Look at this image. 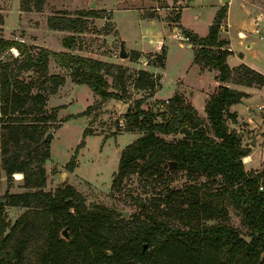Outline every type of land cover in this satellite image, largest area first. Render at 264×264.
<instances>
[{
    "label": "trees",
    "instance_id": "obj_1",
    "mask_svg": "<svg viewBox=\"0 0 264 264\" xmlns=\"http://www.w3.org/2000/svg\"><path fill=\"white\" fill-rule=\"evenodd\" d=\"M225 16L224 5L202 37L178 24L179 12L173 18L193 46L192 62L200 69L217 72L219 85L205 101L204 120L180 93L161 101V111L142 109L141 101L135 100L124 114L126 131L142 134L121 151L111 189L131 174L146 181H169L175 173L183 172L190 180L181 188L164 186L163 197L153 209L149 213L142 209L140 216L131 219H122L101 205L87 207L83 196L70 185L52 193L42 191L44 162L49 158L44 137L55 118L54 113L45 115L47 93L53 94L63 79L48 76L50 87L43 93L20 78V73L29 70L46 73L51 58L70 70L72 82L87 86L100 99H121L109 91L105 76L115 70L113 82L123 93L124 69L69 52L41 48L30 53L23 42L0 39L1 51L13 48L17 52L0 61V170L8 178L22 174V186L32 190L6 195L8 205L25 209L7 232L0 203V264H264V191L258 190L264 183V161L257 171L244 170L241 159L249 149L241 144L240 134L228 128L227 121L236 120L229 107L248 95L225 85L231 81L260 87L264 75L244 64L234 68L226 64L230 51L227 42L218 37ZM77 21L80 19L67 18L53 28L78 33L81 24ZM62 45L71 48L66 38ZM161 49L162 56L155 64L160 68L165 60L164 47ZM138 56L132 51L129 58ZM154 81L149 73L139 70L133 86L151 96L159 86ZM86 134L84 130L82 137ZM166 135L181 137L166 141L162 138ZM82 146L83 140L65 164L67 170L74 168ZM168 161L174 162L171 172ZM198 177L214 187L195 183ZM226 201L237 210L247 240L228 224ZM209 221L214 222L207 224ZM64 228L67 239L60 237Z\"/></svg>",
    "mask_w": 264,
    "mask_h": 264
},
{
    "label": "rangeland",
    "instance_id": "obj_2",
    "mask_svg": "<svg viewBox=\"0 0 264 264\" xmlns=\"http://www.w3.org/2000/svg\"><path fill=\"white\" fill-rule=\"evenodd\" d=\"M258 1L223 0V3L226 5L228 2L227 11L231 24L238 26L246 34V40H241L236 37L234 28L229 29L234 50L240 53L243 64L250 65L264 74V41L261 38L264 35V1L259 3L261 9ZM22 2L23 0H0L1 40L23 42L30 53H36L41 48L55 52H69L106 64L120 65L124 69L123 93L120 86L113 82L114 76L117 75L115 70L110 69L112 75L105 76L109 91L123 98L118 99L114 96L104 100L87 86L72 82L70 70L58 66L51 58L47 61V70L44 74L31 70L20 73V78L30 82L33 90H41L43 93H46L50 87L48 76L56 75L63 79V83L56 87L53 94L47 93L45 115L54 113L55 118L48 125V132L52 133L53 137L46 141L49 158L44 162L46 180L42 191L52 193L57 187L70 185L83 196L87 207L101 205L113 210H124L128 212L126 219H131L135 215L140 216L142 209L145 210L144 213H149L158 200L162 199L164 186L176 189L190 183L183 172L175 173L169 181H146L136 174H131L121 180L118 188L111 189L121 151L142 134L134 129L130 132L126 131L127 125L124 119L126 110L138 100L141 101L142 109L152 112L161 111V101L178 93L179 89L170 93L178 81L186 80L184 78L187 76L188 81L195 84L191 76L192 72L188 71L193 50L179 47L178 40L172 38L174 33H170L172 28L174 30L175 27L177 28L173 18L186 1L29 0L25 4ZM91 3L94 4L93 7L90 6ZM217 4V0H189L181 15L183 27L205 36L207 29L205 24ZM244 12H248L250 17L248 21L247 19L243 21ZM67 18H79L80 21L77 23L81 24V32L72 33L53 28L62 25ZM169 18L171 20H168ZM175 32L179 31L175 30ZM63 38L71 42V48L62 45ZM120 40L127 52L126 59L118 57ZM182 43L184 46L187 44ZM246 44L250 46L246 47ZM161 47H164L165 60L164 67L158 69L155 68L157 67L155 64L162 56ZM132 51L142 52L136 59L130 60ZM9 55L16 56V50L13 48L7 51L0 50V61H6ZM139 70L149 73L155 83L160 82L153 93L150 92L151 96L149 91L135 89L133 86ZM156 72L161 74L160 79ZM230 84L237 85L233 82ZM200 98L198 95L194 100L197 109L202 102ZM263 102L264 86L240 104L243 108H249L253 121L250 128H254L255 132L264 131L262 117L264 110L257 109V106ZM203 114V111H200L198 115ZM201 118L204 120L205 114ZM159 120L160 118L157 117L156 121ZM245 127L246 124L238 119L233 124L228 122V128L234 129L237 133ZM84 130L87 134L82 137ZM244 131L246 134L243 135V143L249 146L247 143L251 139L252 130ZM180 137L181 135L162 136L166 141H174ZM81 140L83 146L77 150L74 168L69 171L65 168V164ZM253 151L254 161L246 167L255 166L260 154L264 153V142ZM18 175L12 174L8 178L0 170V203L3 220L7 224L6 232L25 210L20 206L8 205L6 195L32 191L22 186V174L18 173ZM194 182L204 183L207 188L214 187L204 177H198ZM139 202L143 205L140 206ZM226 208L229 216L228 224L239 230L241 237L247 240L246 230L240 223L237 210L228 201ZM213 222L209 221L207 224Z\"/></svg>",
    "mask_w": 264,
    "mask_h": 264
},
{
    "label": "crops",
    "instance_id": "obj_3",
    "mask_svg": "<svg viewBox=\"0 0 264 264\" xmlns=\"http://www.w3.org/2000/svg\"><path fill=\"white\" fill-rule=\"evenodd\" d=\"M263 1L264 0H259L258 1V6H259L260 9H261V4H259V3L260 2L263 3ZM188 2H189V0L186 1L185 5H183L182 7L179 8L178 24L182 28H184V27H183V25L181 23V15H182V11L185 10V8L187 7ZM217 3L218 4L215 6L216 8H214V10L211 11L212 14L210 13L211 16H210V18L207 20V22L205 24L206 27H207L206 33H207V30H208V27L212 23V20H213V18L215 16L217 10L220 7L224 6L223 0H217ZM227 3L225 5L226 6V16L223 19L222 23L220 24L218 37H219V39H222V40L227 42L226 47H227L228 51H230V54H228L227 57H226V64L228 65L229 68H234V67L238 66L239 64H243L244 62L241 59L240 53H237L236 50H234V48H233V46L231 44V39L229 37V34H230L229 29L230 28H234L236 37L238 39H241V40H246V34L243 33V30L241 28H239L238 26H233L231 24V22H230V20L228 18V11H227V5L228 4ZM242 7L244 8L243 5H242ZM243 16H244V20L243 21H245L246 19L248 21L249 18H250L249 15H248V12H244ZM184 29H187V28H184ZM175 30H178V28L175 27ZM175 30H174V28H172V31L170 33H175ZM187 30H189V29H187ZM193 30H194V28H193ZM190 32L196 34L192 30H190ZM255 32H257V31L255 30ZM196 35L202 37V35H204V34L200 35L198 33ZM172 38H174V34H173ZM261 38L264 41V35ZM177 45L179 47H181V48H189V49L193 50V46L191 45V47H189L188 43L184 46L183 43L177 42ZM249 46H250V44H246V47H249ZM136 52L141 53L142 51H136ZM192 53H193V51H192ZM192 59H193V56H192ZM246 66L251 68V69H253V67L250 66V65H246ZM155 68L162 69L160 67H155ZM189 70H190V73L192 72L191 76L194 78L195 84L193 85L190 80L188 81V78L186 76L184 78L186 80L178 81V83H176V86L171 89L170 93H173L176 89H179L178 93H180V94H182L184 96L185 100L191 106H193V108L196 110V112L198 114H200V111H203V113H204V105H205V101H206L208 95L219 85V83L216 81L217 72L215 70L200 69V67L198 65L194 64L192 61L190 62L188 71ZM254 70L257 71V72L259 71L256 68H254ZM188 71H187V74L189 73ZM156 74H159V76L161 78V74L160 73L156 72ZM206 82H209V83H206ZM179 83H181V84H179ZM230 83L231 82H226L225 85L230 87V88L243 91V92L247 93V95H248L246 98H243L240 103L231 105L229 107V111L230 112H234L236 114V120L238 119V120H240V122H243L244 124H246L245 129L242 128L240 131L238 130L239 133H241L240 136L242 135L241 136V140H242L241 144L243 146H245L244 143H243L244 142L243 141V138H244L243 135L246 134V132L244 130H246V131L247 130L248 131L252 130L251 138L254 137L255 144L253 146H251V145H249V143H247L249 145V146H246L249 149L248 155L245 156L247 158V161H244L243 158L241 160H242V163H243L244 170H246V171H251V170L252 171H257V170H259L261 168L262 163L264 161V153L260 154V157L256 161L255 166L246 167V165L247 164L250 165L254 161V158H253L254 157V153H253L254 151H253V149L258 148L260 144H263V142H264V131L263 132H261V131H259V132L256 131L255 132L254 128L253 129L250 128L253 121H252V118H251V114H250L249 108L248 107L243 108L242 106H240V104H242V101L248 99L254 92H259L264 85H262L260 87H247V86L238 85V84L232 86ZM156 92H157V89H156V91L154 93L155 98H156ZM170 95L168 97H170ZM198 95L201 97L200 99L202 101L201 104H200V108L199 109H197L194 106L195 97L198 96ZM166 98H164V99H166ZM257 109L264 110V102L262 104H259L257 106ZM203 115H199V116H203ZM262 117H263V121H264V115H262ZM236 120L234 122L227 121V125H228V122L233 124V123L236 122ZM250 140H249V142H250Z\"/></svg>",
    "mask_w": 264,
    "mask_h": 264
},
{
    "label": "water",
    "instance_id": "obj_4",
    "mask_svg": "<svg viewBox=\"0 0 264 264\" xmlns=\"http://www.w3.org/2000/svg\"><path fill=\"white\" fill-rule=\"evenodd\" d=\"M91 7L94 6L93 3L90 4ZM189 47H191V45L189 44L188 45ZM118 57L121 58V59H126L127 58V52L125 51V48H124V44L123 42L120 40L119 42V51H118ZM75 88H77V86H75ZM53 137V134L48 132L45 137H44V141H48L49 139H51ZM255 144V141H254V137L251 138L250 142H249V145L253 146ZM167 170L168 172H171L173 167H174V162L173 161H168L167 163ZM2 202L4 203L5 202V199L2 200ZM139 205L142 206L143 203L142 202H139ZM114 211L116 213H118L122 219H126L128 217V212L127 211H124V210H118V209H114ZM60 235L64 238V239H67L68 238V234H67V231L66 229L64 228ZM264 256V255H263Z\"/></svg>",
    "mask_w": 264,
    "mask_h": 264
},
{
    "label": "built area",
    "instance_id": "obj_5",
    "mask_svg": "<svg viewBox=\"0 0 264 264\" xmlns=\"http://www.w3.org/2000/svg\"><path fill=\"white\" fill-rule=\"evenodd\" d=\"M174 37L178 40V42L182 43H188V38L183 35L181 32H175ZM166 101V100H165ZM119 126H121V123H119ZM259 191H264V183H260L258 186Z\"/></svg>",
    "mask_w": 264,
    "mask_h": 264
},
{
    "label": "bare ground",
    "instance_id": "obj_6",
    "mask_svg": "<svg viewBox=\"0 0 264 264\" xmlns=\"http://www.w3.org/2000/svg\"><path fill=\"white\" fill-rule=\"evenodd\" d=\"M244 160H247V158L246 157H244ZM16 176H19L18 174H16Z\"/></svg>",
    "mask_w": 264,
    "mask_h": 264
}]
</instances>
